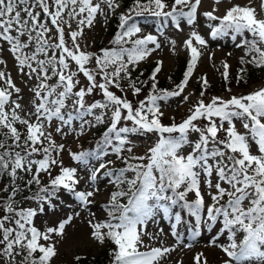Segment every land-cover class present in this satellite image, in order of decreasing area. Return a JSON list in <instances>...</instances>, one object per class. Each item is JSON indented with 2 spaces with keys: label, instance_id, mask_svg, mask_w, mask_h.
<instances>
[{
  "label": "snow or ice",
  "instance_id": "1",
  "mask_svg": "<svg viewBox=\"0 0 264 264\" xmlns=\"http://www.w3.org/2000/svg\"><path fill=\"white\" fill-rule=\"evenodd\" d=\"M222 2L0 0V264H55L74 221L106 248L108 264H183L171 254L194 243L181 226L192 241L212 233L206 247L219 264H264V86L209 97L204 74L194 101L186 91L209 38H230L242 53L234 78L227 59L216 69L226 85L247 84L248 66L264 69V18L252 0L217 15ZM148 16L161 23L155 34L138 20ZM114 17V34L94 48L86 33ZM169 25L189 29L188 59L166 88L163 59L146 77L140 68L161 37L175 54ZM173 98L179 119L166 111ZM93 129V148L68 146ZM161 218L168 233L147 230ZM193 264L208 257L196 252Z\"/></svg>",
  "mask_w": 264,
  "mask_h": 264
},
{
  "label": "rangeland",
  "instance_id": "2",
  "mask_svg": "<svg viewBox=\"0 0 264 264\" xmlns=\"http://www.w3.org/2000/svg\"><path fill=\"white\" fill-rule=\"evenodd\" d=\"M247 0H230V3L222 2L219 5H215L219 10L216 13L217 15H223L226 8L230 7L231 4L239 3V4H245ZM261 3L262 0H252V5L257 9V12L260 14L262 18H264V10L261 9ZM214 6L213 0H203V10H211V8ZM123 11V9H122ZM102 19V18H101ZM139 22L144 28L145 32H152L156 33L157 30L160 28L158 24H156L153 19L150 18H138ZM112 24V20H110L107 24V28L103 27L101 24H97L94 30L87 32L86 37L89 43H92L94 41L93 47L99 48V43L101 41H104L105 43L109 39V35L107 34V31L110 29V25ZM165 35L169 39H175L177 41L176 44V51L175 54H173L169 49L170 45L168 43V40L164 37H161V40L163 41V46L161 50H158L157 53L154 54V58L149 60L148 62H145L144 64L148 65L152 62L155 63L156 58L163 59L164 61V67L162 69V72L159 74L158 78L165 77V75L168 72H175L178 65L183 64L184 60L188 59V54L186 49L183 47V40L187 38V33L189 29L185 27L184 32H177L174 30L170 25L168 27L164 28ZM202 34L207 37V29L201 28ZM102 47V46H101ZM208 51H212L215 53V56L213 60H209L208 57ZM231 52L232 56H228V53ZM242 53L239 49L235 48L234 42L231 41L230 38H224L221 40H211L209 38V45L208 49L205 50V54L201 57V60L199 62L198 68L196 73L194 74L193 78L190 80L189 88L186 91H192L194 95L190 97V101H194L196 97L199 95L200 87H193L194 86V78L197 75H204L207 74L209 81L216 82L220 78V73L216 70L220 67V62L224 59H227L228 62L232 65V68L230 69V72L233 71L236 67L239 66L238 64V58ZM215 65V67L213 66ZM143 66V65H142ZM141 66V67H142ZM222 70V69H221ZM260 86H264V80L259 81L257 83L250 84L247 89H240V88H233L232 93L233 94H246L247 92L254 90ZM211 92L208 90V96L210 97ZM217 95H222L224 97H228L230 93L225 91L224 93H220ZM171 104V107L168 108L166 111L170 114L176 115L177 119H179L182 108H178L177 105L180 103V98H173V100L169 101ZM167 122V120L165 121ZM95 129H93L91 132L87 133L85 136L81 137L79 140L74 141L71 137L68 138V146L71 147L73 150H80L81 147L83 149H86L87 147H91L92 143L87 141L86 139L90 137L94 133ZM59 139V138H58ZM64 159L66 164H72L75 166L74 161L70 160L67 153L64 154ZM81 174H83V169L81 168ZM82 224L79 221H74L75 227H69L68 228V239L61 248V252L58 258L55 260V264L60 263H70L73 261V256L76 254L80 255H94L104 249V247H100L99 245L91 242L87 238V227L84 225V231L82 234L78 236L75 235V230L77 227ZM159 228H163L166 233L169 232L170 224L168 221L164 219H159V222L157 224H149L147 230L148 231H158ZM181 233L184 235L185 239L188 242L194 243V246L192 248H186L181 250H177L176 252H173L172 258L173 261L179 259L183 261V264H193V256L196 252L203 251L205 255L208 257L209 264H219L217 260V256L220 255L219 251L215 248H209L206 247L208 243V239L211 237L212 233H209L205 231L202 235V237L198 238L197 241H192L191 234L187 231V229L183 226L179 228ZM72 237V239H70ZM167 244L171 245L174 243V239L169 234L166 238Z\"/></svg>",
  "mask_w": 264,
  "mask_h": 264
},
{
  "label": "trees",
  "instance_id": "3",
  "mask_svg": "<svg viewBox=\"0 0 264 264\" xmlns=\"http://www.w3.org/2000/svg\"><path fill=\"white\" fill-rule=\"evenodd\" d=\"M131 3V0H124V4H125V8ZM124 10V8H122ZM121 9V11H122ZM149 18H152L150 16H148ZM146 18V17H143ZM116 24H117V19L114 17L112 19V24L110 23V30L108 31V34H110L111 36L114 34L115 28H116ZM110 36V37H111ZM107 43H105L104 41H101L99 43V47L101 46H105ZM186 62L187 60H184L182 66L181 64L178 65L177 69L175 72L171 73L168 72L166 74L165 77L159 78L160 80V86L161 87H166L169 88L171 87V83L168 80V77L172 78V81L174 82H179L182 79L183 76V72L185 71L186 68ZM154 62L146 65L143 64V66L140 68L141 71H143L145 73V77L150 74V71L152 69V67H154ZM239 67V66H238ZM236 67L233 71L230 72L231 76L234 78L235 74H236V69L238 68ZM197 76L194 79V86L193 87H200V84L197 82L198 80ZM264 79V69H257L255 67L252 66H248V76H247V84H240L237 85L235 83V80L232 79L231 84L226 85L223 78L221 77L220 80L214 84L211 83V87L209 88V91L211 92V94H216V93H224L226 91V87H231L232 89L235 88H240V89H247L249 87L250 84L252 83H256L258 81H262ZM100 135L99 131H95L90 137H88L86 140L89 141L90 143H92L91 148L94 147V140ZM85 257V259L83 260L82 264H108V256H107V250L106 248L102 249L101 251H99L98 253L94 254V255H82ZM60 264H73V261H71L70 263H60Z\"/></svg>",
  "mask_w": 264,
  "mask_h": 264
},
{
  "label": "bare ground",
  "instance_id": "4",
  "mask_svg": "<svg viewBox=\"0 0 264 264\" xmlns=\"http://www.w3.org/2000/svg\"><path fill=\"white\" fill-rule=\"evenodd\" d=\"M84 225L83 224H80L78 227H77V229L75 230V235L74 236H78V235H80V234H82L83 233V231H84ZM70 239H72V237H70Z\"/></svg>",
  "mask_w": 264,
  "mask_h": 264
}]
</instances>
